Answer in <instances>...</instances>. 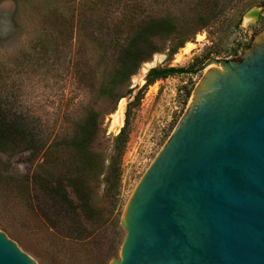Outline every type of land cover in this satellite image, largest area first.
<instances>
[{
	"label": "rangeland",
	"instance_id": "obj_1",
	"mask_svg": "<svg viewBox=\"0 0 264 264\" xmlns=\"http://www.w3.org/2000/svg\"><path fill=\"white\" fill-rule=\"evenodd\" d=\"M98 1L0 0V104L3 100L10 102L13 110L50 136L55 132L70 134L73 122L82 116L85 108L97 109L101 124L94 144L108 155L113 138L124 124L127 102L145 83L146 74L139 76L144 65L187 68L193 63L196 71L160 78L145 88L139 106L129 119L117 205L111 207L110 200L103 195V184L92 180L91 174H81L79 180L86 182L94 192L92 202L104 218L91 235L50 227L46 223V205L40 207L35 202V193L38 196L42 191L45 174L53 176L71 171L73 157L69 153L59 152L43 162L42 156L31 150L0 151V177H8L0 178V230L36 264H108L119 256L118 249L125 236L119 222L121 213L199 78L213 62L203 70L200 67L210 58L240 57L256 34L264 29V4L250 6L249 0H125L129 5L144 6L148 14L169 12L180 19L192 20L215 7L219 13L212 27L198 30L172 56H168L165 48L142 62L130 78L128 88L134 87L132 93L121 97L110 111L112 102L99 97L96 90L113 68L114 52L110 45L117 35L112 30L110 17L101 21L103 23L96 21L94 14L88 18L91 8L97 11L102 8L104 0ZM120 1L114 6L121 7ZM255 7L259 9L258 18L244 21V14ZM58 13H62L60 20L65 16L69 22L59 24L58 19L54 23ZM237 18L238 25L225 31L226 25L233 26ZM43 21H50V26H45ZM187 42L192 43V47L185 51ZM168 43L166 39L159 40L161 46L167 47ZM120 100L124 102V110L118 124L114 122V113Z\"/></svg>",
	"mask_w": 264,
	"mask_h": 264
},
{
	"label": "water",
	"instance_id": "obj_2",
	"mask_svg": "<svg viewBox=\"0 0 264 264\" xmlns=\"http://www.w3.org/2000/svg\"><path fill=\"white\" fill-rule=\"evenodd\" d=\"M211 61L127 200L108 264H264V29L200 70ZM0 264L36 262L0 230Z\"/></svg>",
	"mask_w": 264,
	"mask_h": 264
},
{
	"label": "trees",
	"instance_id": "obj_3",
	"mask_svg": "<svg viewBox=\"0 0 264 264\" xmlns=\"http://www.w3.org/2000/svg\"><path fill=\"white\" fill-rule=\"evenodd\" d=\"M118 1L120 0H104L100 10L97 11L93 7L91 9L94 11L91 10L88 14V18L94 14L96 21L100 22L110 17L113 20L112 30L117 35V39L110 45L114 52H112L114 54L113 68L108 72L107 80L101 82L102 85L96 90L99 97L112 102L110 111L115 109L121 97L132 93L134 87L128 88L130 78L142 62L150 59L156 51H162L165 48H167L168 56H172L186 41L192 39L198 30L212 27L219 13L215 7L211 11L196 15L192 20L187 17L180 19L169 12L162 15L148 14L143 9L144 6L129 5L125 0L120 1L121 7H117ZM115 3L117 6H114ZM253 4L262 5L264 0H249L248 5ZM100 12L103 14L101 15ZM60 15L62 13L59 16L55 14L54 17H57L54 23L58 19L59 24L69 22L65 16L60 20ZM238 22L239 18L235 20L233 26L228 23L224 30L230 27L235 28ZM42 23L50 26V21ZM163 39L169 41L167 47L159 44V40ZM212 52L218 53L217 50ZM195 71L193 63L187 68L182 66L151 68L145 75L144 85L127 102L124 124L113 138L111 152L108 155L98 150L94 144L101 124L100 112L97 109L85 108L82 116L73 122L70 134L59 135L55 132L50 136L44 134L43 128L40 130L34 124H30L26 116L13 110L10 102L6 100L1 102L0 151L15 153L31 150L39 153L43 162L49 161L52 156L56 157L59 152L69 153L73 157L71 171L60 172L53 176L45 174L42 191L38 193V196L37 192L35 193L34 198L38 206L46 205L44 206L47 211L45 213L46 223L50 227L75 232V234L91 235L96 231L100 220L103 221L104 218L92 202L91 196L94 192L86 182L79 180L81 174H91L92 180L103 184V195L110 200L111 207L117 205L121 157L128 139L129 119L133 110L139 106L145 88L157 79ZM189 92L188 89L186 96ZM0 178L8 179L4 176Z\"/></svg>",
	"mask_w": 264,
	"mask_h": 264
},
{
	"label": "bare ground",
	"instance_id": "obj_4",
	"mask_svg": "<svg viewBox=\"0 0 264 264\" xmlns=\"http://www.w3.org/2000/svg\"><path fill=\"white\" fill-rule=\"evenodd\" d=\"M256 13H257V9L256 8H250L244 14V21H246V22L254 21L256 19ZM191 47H192V43L187 42L186 46H185V48H186L185 51H187ZM123 110H124V102H123V100H120L118 105H117V108L115 110V113H114V117H115L114 118V122H117L118 124H120V120L122 119V115H123Z\"/></svg>",
	"mask_w": 264,
	"mask_h": 264
}]
</instances>
